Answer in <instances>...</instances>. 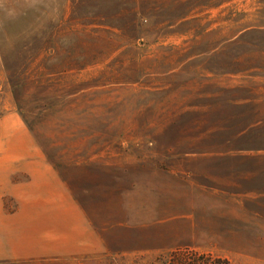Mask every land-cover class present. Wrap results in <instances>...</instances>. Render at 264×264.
<instances>
[{
  "label": "rangeland",
  "instance_id": "obj_1",
  "mask_svg": "<svg viewBox=\"0 0 264 264\" xmlns=\"http://www.w3.org/2000/svg\"><path fill=\"white\" fill-rule=\"evenodd\" d=\"M45 5L0 26V161H49L103 248L0 264H264V0Z\"/></svg>",
  "mask_w": 264,
  "mask_h": 264
},
{
  "label": "crops",
  "instance_id": "obj_2",
  "mask_svg": "<svg viewBox=\"0 0 264 264\" xmlns=\"http://www.w3.org/2000/svg\"><path fill=\"white\" fill-rule=\"evenodd\" d=\"M10 183L14 187L13 196L21 201L15 214L3 206V196ZM54 215L61 216L57 221L61 225L59 241L54 231L42 225L45 224L42 217ZM29 223L35 229L23 233L24 226ZM17 227L22 234L16 232ZM102 248L100 232L89 223L68 185L49 161H0V260L69 256L93 253Z\"/></svg>",
  "mask_w": 264,
  "mask_h": 264
},
{
  "label": "clouds",
  "instance_id": "obj_3",
  "mask_svg": "<svg viewBox=\"0 0 264 264\" xmlns=\"http://www.w3.org/2000/svg\"><path fill=\"white\" fill-rule=\"evenodd\" d=\"M45 5V0H0V26L5 22H14L28 11H39L40 7ZM52 14L57 9L52 7Z\"/></svg>",
  "mask_w": 264,
  "mask_h": 264
}]
</instances>
